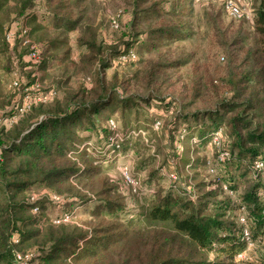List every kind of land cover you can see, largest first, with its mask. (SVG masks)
Returning <instances> with one entry per match:
<instances>
[{
	"label": "trees",
	"instance_id": "obj_1",
	"mask_svg": "<svg viewBox=\"0 0 264 264\" xmlns=\"http://www.w3.org/2000/svg\"><path fill=\"white\" fill-rule=\"evenodd\" d=\"M82 2L0 0V82L4 88L0 109L20 103L23 97L19 89L10 87L15 78L20 87L37 82L39 88L33 95L42 97L9 127L0 123V264H19L17 254L30 255L25 264H264V254H256L258 247L264 251L263 51L245 52L239 70L213 86L218 99L210 109L186 111L187 106L171 96L125 95L120 86L105 81L108 53L114 54L111 64L114 60L135 63L136 58L125 62L118 58L129 51L137 57L136 46H143V41L127 31L121 43L110 44L112 48L99 42L96 28L79 24L81 9L77 14L75 9ZM181 9L177 5L165 10L155 2L144 10L145 19L147 13L154 15L155 32L167 40H181L187 36L179 30L184 26L179 19L184 13ZM12 17L20 29L9 45L3 34ZM253 24L262 47L264 0L254 11ZM23 28L26 34L20 35ZM76 31L77 44L86 51L73 62L61 34ZM25 40L37 47L39 61L31 63L34 74L24 79L13 76L12 70L24 62L23 55L16 54L18 46L25 49V56L28 53ZM237 43L234 40L233 45ZM248 63L251 67L241 70ZM54 67H61L65 75L58 83L60 96L54 88L44 90L37 77L38 71L46 73ZM74 73H80L83 82L71 89L68 83ZM150 102L161 111L152 120L151 130L159 122L171 146V159L164 161L166 178L181 182V190L174 192V185L155 195L149 190L153 199L136 216L126 218L128 205L108 170L131 140L154 144L146 135L148 124L121 127L113 114L117 110L121 121L133 117L135 123L139 111ZM219 130L221 148L228 153L223 161L218 160L220 149L212 144ZM206 145L214 151L203 162L198 155ZM151 147L154 152L155 146ZM257 161L262 162L261 169L254 167ZM201 163L212 180L201 178ZM209 167L214 174L208 172ZM149 177L155 178L151 173ZM235 178L246 182L236 208L222 196V185L235 193ZM34 193L38 198H32ZM89 203L92 206H85ZM79 205L85 208L78 216L74 207ZM48 207L54 212L52 218ZM210 253L222 259L211 260Z\"/></svg>",
	"mask_w": 264,
	"mask_h": 264
},
{
	"label": "rangeland",
	"instance_id": "obj_2",
	"mask_svg": "<svg viewBox=\"0 0 264 264\" xmlns=\"http://www.w3.org/2000/svg\"><path fill=\"white\" fill-rule=\"evenodd\" d=\"M259 1L251 0L254 10L258 8ZM155 2L161 3V8L165 10H169L171 6H181L184 13L179 19H182L184 26L179 30L187 35L184 39L167 40L155 32L157 20L153 19L154 15L147 13L149 18L145 19L144 14V10ZM37 5L42 8L40 1ZM80 9L82 14L79 24H88L96 28L98 41L107 44V47L112 48L113 45L110 44H113L114 41L121 43L127 31L137 33L139 35L137 40L143 41V46H136L137 60L135 63L118 64L117 60H114L111 64L114 54L108 53L110 58L106 62L108 66L103 70L105 81L120 86L125 95H136L137 98L145 97L148 93L158 97L171 96L176 102L187 106L186 111L210 109L218 99L213 86L220 85L222 79L239 70L245 52L257 54L259 50H262L260 61L264 63V46L261 47L257 43L258 36L254 31L253 17L251 20L234 17L232 13L224 10L223 0H83L80 7L75 9V13L80 12ZM117 14L120 15L118 17L119 26L115 29L111 27V20L116 18ZM56 36L57 33L53 35V37ZM77 37V31L61 34V39L64 38L70 47L69 56L73 62H77L80 55L86 51L84 47L77 44ZM234 40L238 42L236 45H233ZM157 42L159 43L157 44ZM152 45L156 47H150ZM24 53L25 49L18 46L16 54L23 55L25 63L13 67L12 75H20L25 79V77H30L32 72L34 74L35 69ZM248 64L250 66L245 64L241 70L249 69L251 63ZM72 72L69 69L67 74L70 75ZM149 73H152L151 78H149ZM37 74L44 90L54 88L60 96L59 82L65 76L62 74L61 67L50 68L46 73L41 74L38 71ZM81 76L80 73L71 75L68 83L69 88L74 89L78 83L83 82ZM90 76L92 75L90 74ZM0 95H4L1 82ZM220 95L222 94L220 93ZM153 104L155 103L150 102L151 107H142L138 115L139 121L135 123L133 117H130L128 121H121L120 112L117 110L113 114L121 127L148 124L146 135L150 136L151 139L148 138L154 144L131 140L123 146L116 164L108 170L112 180L121 187L124 202L128 205V209L124 211L126 218L136 216L141 206L146 204V201L152 200L156 193L172 189L170 186L173 185L175 186L174 192L181 190V182L173 183L165 175L167 164L164 165V161L171 159V146L168 144L167 134L162 132L160 125L158 128L153 126L154 130H151L152 120L157 117V114H161L160 109H156ZM9 105L0 109L1 124L9 115ZM151 146H155L154 152H152L153 147ZM212 148L209 145L201 148L202 152L198 156L203 162L206 161V156L212 158L214 151ZM157 154L158 156H155ZM124 168L130 169L141 181L140 191L142 190L144 195L138 196L132 193L128 187L123 186L120 173ZM198 170L204 180L213 179L206 173L202 163L199 164ZM149 173L153 174L155 178L150 180ZM235 182L237 183L235 193L231 195L222 193V196L227 197L232 206L236 208L240 204L246 182L240 181L239 178H235ZM151 189L154 190L153 195L149 194ZM40 193L44 194L45 192L41 190ZM32 198H38V194L34 193ZM85 206H92V204L89 203ZM85 206L74 207L78 216ZM46 212L50 218L54 216L50 207ZM256 252L258 255L264 254V251L259 247ZM208 257L211 260L215 257L222 259L213 253H210ZM25 262L20 260L19 264H25Z\"/></svg>",
	"mask_w": 264,
	"mask_h": 264
},
{
	"label": "built area",
	"instance_id": "obj_3",
	"mask_svg": "<svg viewBox=\"0 0 264 264\" xmlns=\"http://www.w3.org/2000/svg\"><path fill=\"white\" fill-rule=\"evenodd\" d=\"M223 8L225 11L230 12L234 15V17L238 19H246V20H251L254 14V8L252 7V2L251 0H223ZM120 15L117 14L116 18L111 20V27L113 28H118V17ZM20 29V26L17 24L15 21H11L8 25L7 28L4 30V40L7 44L12 45L15 41L16 35L18 30ZM20 35H25L26 34V29H22ZM26 45L29 44L28 47V53L26 55V58L32 63V64H37L39 61V55H38V49L34 44H31L28 42V40L24 41V44ZM136 58V55L134 54L133 51H129L128 53L121 54L118 58L119 62H125L128 60H134ZM23 86V87H22ZM22 86L20 87L19 81L15 78L12 82L10 87L13 89H19L21 94L23 95L20 103L16 102L11 104L10 109H9V116L3 120V125L6 127H9L11 124H13L22 114L26 113L32 103H35L37 101H40L42 97L39 95H33V92L37 91L39 88V84L37 82L32 83L30 85H25V83H22ZM52 94H50L51 96ZM109 126L111 129H115L116 125L113 121H109ZM159 123H155L154 128H158ZM221 135H220V130L215 132L212 136V144L219 148V155H218V160L223 161L225 158H227L228 153L227 151L223 150L221 148ZM254 167L256 169H261L263 167L262 162H255ZM208 172L210 174H214V169L212 167L208 168ZM121 179H122V184L124 187H128L130 191L134 194L138 193V191L142 188L141 181L133 176V173L130 169L124 168L121 170ZM171 178L174 179V175H170ZM222 189L226 194L231 195L232 192L228 188L227 185H222ZM64 221L67 220V216L63 219ZM239 222L243 223L244 222V217L243 215L239 216ZM244 236L246 240H248V232L246 230L243 231ZM30 257L29 254L25 256H21L19 254L16 255V259L18 262L20 260H28ZM241 257V256H240Z\"/></svg>",
	"mask_w": 264,
	"mask_h": 264
}]
</instances>
